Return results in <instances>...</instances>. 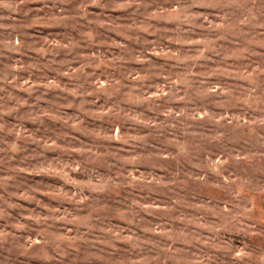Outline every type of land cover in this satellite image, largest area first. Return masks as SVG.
I'll return each mask as SVG.
<instances>
[{"label": "rangeland", "instance_id": "374dc122", "mask_svg": "<svg viewBox=\"0 0 264 264\" xmlns=\"http://www.w3.org/2000/svg\"><path fill=\"white\" fill-rule=\"evenodd\" d=\"M0 264H264V0H0Z\"/></svg>", "mask_w": 264, "mask_h": 264}]
</instances>
